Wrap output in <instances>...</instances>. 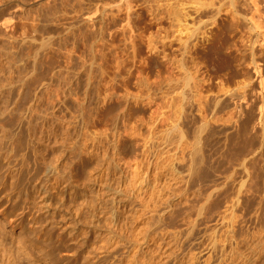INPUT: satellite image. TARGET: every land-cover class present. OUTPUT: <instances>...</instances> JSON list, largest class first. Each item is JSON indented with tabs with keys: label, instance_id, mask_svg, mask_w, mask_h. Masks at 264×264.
<instances>
[{
	"label": "rangeland",
	"instance_id": "374dc122",
	"mask_svg": "<svg viewBox=\"0 0 264 264\" xmlns=\"http://www.w3.org/2000/svg\"><path fill=\"white\" fill-rule=\"evenodd\" d=\"M186 1L0 0V100H38L31 122L44 147L33 146L62 178L51 191L62 204V240L35 236L0 197V237L33 256L22 264H132L135 254L147 264H264V31L244 19L242 0H216L203 21L190 0L197 8L185 6L184 25L201 41L179 52L188 37L174 19ZM230 1L240 6L233 2L237 29ZM209 11H218L217 28ZM222 29L221 48L209 50ZM5 146L19 161L23 148Z\"/></svg>",
	"mask_w": 264,
	"mask_h": 264
},
{
	"label": "bare ground",
	"instance_id": "6f19581e",
	"mask_svg": "<svg viewBox=\"0 0 264 264\" xmlns=\"http://www.w3.org/2000/svg\"><path fill=\"white\" fill-rule=\"evenodd\" d=\"M183 1V0H182ZM185 1V0H184ZM190 0H188V2H187V4L186 3H183V5L184 4H186V5H184V7H178V8H180V10L182 11L183 10V12L185 11L184 10V8H187V7H185V6H188L189 4L188 3H190L189 2ZM194 2H195V0H193ZM192 1V2H193ZM199 1H201V0H199ZM198 0H197V2H195V3H197L196 4V6H198V8L193 4V6H192V4L190 5V6H188V8L189 7H191V9H193V8H197L196 10H195V12H194V14H197L196 15V17L198 18V19H201V21H203L202 20V17H207V15L209 14L208 13V10L206 9L207 7H208V5L211 7H213V4L212 3H216L215 1L216 0H210L208 3L209 4H206V3H203V4H206V5H201L200 4V2H199ZM217 1H219L220 2V0H217ZM239 1V0H238ZM243 1V3L245 4V7L248 9L249 8V10H247V11H249V15L247 16V18H244L245 20H247V22H250L251 24H252V28H254V29H257V30H259V29H262V31H264V26H263V28L261 27L260 28V26H259V22H257V21H255V18H256V16H258L257 14H259L260 15V10H259V3L261 2H258V0H242ZM241 1V2H242ZM218 2V3H219ZM231 3H230V6L234 9V10H231L230 12H229V15L231 16V21H232V26L234 27L235 26V28L236 27H240V25H241V19H239V18H237L236 17V15H237V12H236V9H237V6H239V5H237L236 3H235V1H233L237 6L235 7V5H234V3L232 2V1H230ZM236 2H237V0H236ZM182 3V2H181ZM238 3V2H237ZM243 3H241V4H243ZM180 4V3H179ZM264 4V3H263ZM262 4V6H264ZM182 5V4H181ZM244 6V5H243ZM193 7V8H192ZM205 7V8H204ZM210 7H208V8H210ZM240 7V6H239ZM188 8H187V10H188ZM231 8V9H232ZM190 9V8H189ZM219 9H220V7H219ZM241 9V8H240ZM261 9V8H260ZM221 10V9H220ZM176 11H177V9H176ZM189 11V10H188ZM192 11V10H191ZM212 11V10H211ZM211 11H209L210 12V16H209V18L208 19H210L211 20V23H210V25L211 26H213L214 28H217V21H216V19H215V15L218 13V11H216L217 13L215 14H213V15H211V13H213V12H211ZM238 11V10H237ZM178 12H179V10H178ZM178 12H176V16H175V19H174V21H175V23H177V26L179 27H182L183 29H181V28H179L180 30H179V32L181 33L182 31L184 32L185 31V33H186V37H188V38H186L185 39V41L182 43V45H181V40L182 39H178V41L180 40V42H179V44L177 45V46H179L177 49L179 50V52H181V50H186L187 49V51H188V48H190V47H193V46H195L196 47V45L199 43V41H201V39H199V37H200V34L198 35L197 33H195V31H197L196 29H192V28H190V27H187L186 25H184V23H186L187 25H188V23L186 22V20L187 19H189V17H188V15H187V11H186V13L184 12V13H178ZM193 12H192V15H193ZM184 14V15H183ZM186 14V15H185ZM188 14H190V16H191V13H188ZM245 14V15H246ZM186 16L188 17V18H186ZM184 17L186 18V19H184ZM217 17V16H216ZM246 17V16H245ZM192 19H194V20H196V22H197V19L195 18V16L194 17H191L190 18V20H192ZM206 19V18H205ZM198 21H200V20H198ZM200 21V22H201ZM189 22V21H188ZM200 22H199V24H200ZM190 23V22H189ZM196 24L197 23H194V21L192 22V26L193 25H195L196 26ZM191 25V24H190ZM209 25V24H208ZM203 26H205V25H203ZM177 27V28H178ZM199 27V26H198ZM200 28H201V26H200ZM192 29V30H191ZM198 29V28H197ZM204 29V28H203ZM237 29V28H236ZM198 30H200L201 31V29H198ZM219 30V29H218ZM218 30H215V33L211 36V38H209L208 39V42H210V45H209V43H207L208 44V46L209 47H207L209 50H210V46H212L213 48H215V49H219V48H221V44L222 43H224V42H222V39H223V37H224V35H225V32H223V29H222V31H218ZM262 31H260V32H262ZM197 32H199V31H197ZM211 32H212V30H211ZM259 32V33H260ZM182 34V33H181ZM260 34H262V33H260ZM259 34V35H260ZM263 35V34H262ZM204 36V35H203ZM261 36V35H260ZM192 37H194L193 39H192V42H191V44H190V41H188V39L190 38V40H191V38ZM262 37V36H261ZM204 38V37H203ZM264 38V37H263ZM205 39H207V38H204V40ZM203 40V39H202ZM261 40V39H260ZM263 40V39H262ZM222 42V43H221ZM255 42H257V41H255ZM261 42V41H260ZM201 44H202V42H201ZM204 44V43H203ZM263 44V43H262ZM264 45V44H263ZM262 45V46H263ZM198 46V45H197ZM200 46V45H199ZM202 46V45H201ZM212 49V48H211ZM208 50V51H209ZM214 50V49H213ZM213 50H211L212 52H213ZM253 50V49H252ZM190 51V50H189ZM210 51V52H211ZM183 52V51H182ZM212 52H211V56H212ZM214 52H216V50L214 51ZM219 52H222V50L221 51H217V53H219ZM224 52V51H223ZM222 52V53H223ZM254 52V51H253ZM216 53V54H217ZM215 54V53H214ZM216 54H215V56H216ZM220 54V53H219ZM254 54V53H253ZM209 55H210V53H209ZM208 55V56H209ZM252 55V54H251ZM217 56H219L220 57V55H218L217 54ZM222 56V55H221ZM219 57H218V60H219ZM252 58V60L251 61H253L254 63H256L257 62V60H255V57L254 56H251ZM215 58V57H214ZM210 60L211 59H213V57L212 58H209ZM215 59H217V58H215ZM212 61V60H211ZM193 62V61H192ZM191 62V63H192ZM213 62V61H212ZM179 63V62H178ZM177 63V64H178ZM217 63V62H216ZM252 63V62H251ZM180 64V63H179ZM193 64V63H192ZM184 65V64H183ZM180 66V65H179ZM178 66V67H179ZM193 66V65H192ZM192 66H190L191 68H192ZM194 66H196L195 65V63H194ZM193 66V67H194ZM256 66V65H255ZM260 66V65H259ZM254 67V66H253ZM185 68V67H184ZM191 68L190 69H188L187 71V75L185 74V73H181L182 75H186L185 77H184V79H185V83H184V85H185V87H187L190 91H192L191 93H192V96H193V90H194V88H195V86H193V90H191V88H192V86H191V81H193V77H192V75H191V72L189 71V70H191ZM196 68V67H195ZM256 68V67H255ZM15 70V68H11L10 69V73L12 72V70ZM178 69H180V68H178ZM183 69V68H182ZM258 69H259V67H258ZM260 70V69H259ZM185 72V71H184ZM192 72H194V71H192ZM196 72V71H195ZM198 72V71H197ZM196 74V73H195ZM257 74V73H256ZM260 74V73H259ZM194 75V74H193ZM182 76H180V78H181ZM180 80V79H179ZM195 80V79H194ZM200 80V79H199ZM201 81H202V79H201ZM182 82H179V83H181V85H182ZM194 82V81H193ZM197 82H198V79H197ZM196 82V83H197ZM25 83H27V81H25ZM194 84V85H197V84ZM261 83V82H260ZM205 84V83H204ZM203 84V85H204ZM264 83L262 82V85H263ZM181 85L179 86V87H181ZM209 85V84H208ZM198 86V85H197ZM202 86V85H201ZM211 86V85H210ZM177 87H178V84H177ZM178 87V89H180ZM208 87V86H207ZM187 88H184V89H186V91H184V93L185 92H187ZM203 88V87H202ZM204 88H206V87H204ZM177 89V88H176ZM197 89V88H196ZM210 89V88H209ZM197 90H199V88L197 89ZM180 91V90H179ZM181 91H182V89H181ZM179 93V92H178ZM194 93H196V90H195V92ZM198 93H200L201 94V92L199 91ZM239 93V92H238ZM188 94H190V92H188ZM188 94H185L184 96H185V98L187 97V95ZM180 94H178V97L180 98L181 97V95L179 96ZM198 95V94H197ZM197 95H195V96H197ZM232 95V94H231ZM233 95H234V93H233ZM191 96V95H190ZM201 96V95H200ZM199 96V97H200ZM229 96H230V94H229ZM241 97L242 95H239V94H237V97ZM199 97H197L196 99H198ZM231 98L233 97V96H230ZM236 96L234 95V98H235ZM239 97V98H240ZM244 97H245V94H244ZM179 98H177V99H179ZM189 98H191V97H189ZM189 98H188V100H189ZM193 99H195L194 97H192ZM237 99V100H241V98L240 99ZM242 98H243V96H242ZM187 99V98H186ZM192 99V100H193ZM195 99V100H196ZM233 99V98H232ZM244 99H246V98H244ZM243 99V100H244ZM6 100V99H5ZM0 100V165H6L7 167V169H5V170H3L4 169V167H3V169H2V167L0 166V173H1V171L3 170V172H2V174H0V197H1V199H2V202L4 203V201L5 202H7V203H10V205L12 206L11 208V210H13V211H20L19 212V214L17 213V216H16V214H15V216L18 218V219H20L21 221H24V218L26 217V218H28L27 220H28V225L30 224L31 226V228H29V229H31V231H32V233L36 236H43V237H52V236H54V235H56L58 232V237H59V239H61L62 240V204H61V202H62V200H61V202H60V204L61 205H59L58 203H54V201H56V197H54L53 195H55V194H53L52 195V193H51V191H52V188H54L55 186H58L59 184L61 185V179L62 178H58L57 179V177H55V174L57 173L56 171H57V167H56V165L54 164L56 161H54L53 160V162H52V160L51 159H48V154L46 155V154H44V153H46L45 151H43L42 149L40 150H37V149H35L34 148V142H37L38 144L40 143V142H42V138H39V137H37L36 136V133H35V130H34V127H32L33 125H32V122H31V120H33V115H32V113H33V107L34 106H36V104H38V100H36V99H33V98H29L28 96H25L24 95V97H17V98H11L10 100ZM183 100H184V98H183ZM231 100V99H230ZM234 100V99H233ZM180 101V100H179ZM182 101V100H181ZM190 101H191V99H190ZM232 101V100H231ZM245 101V100H244ZM187 102H189V101H187ZM186 102V103H187ZM243 102V101H242ZM234 103H236V102H234ZM233 103V104H234ZM238 103V102H237ZM240 103V102H239ZM190 104H191V102H190ZM24 105H26L28 108L26 109V111H24V112H19L18 110H17V108L18 107H20V106H24ZM180 104L178 103V106H179ZM184 105V104H183ZM238 105V104H237ZM221 106V105H220ZM223 106H224V103H223ZM231 106V105H230ZM239 106V105H238ZM221 108V107H220ZM234 108V107H233ZM182 109H183V106H182ZM237 111H238V109H237ZM177 112H179V115H177L178 116V121H180V117H181V109H178V111ZM240 112H241V110H240ZM231 113H235V112H231ZM231 113H229V115L231 114ZM236 114V113H235ZM183 115V114H182ZM233 115V114H232ZM235 116V115H234ZM231 117V116H230ZM233 117V116H232ZM184 118V117H183ZM229 118V117H228ZM235 118V117H234ZM231 119V118H230ZM18 122H20L21 124L22 123H24L23 125H21V127L19 126L18 127V129H14L15 127L14 126H16V124L18 123ZM183 122V121H182ZM185 122V121H184ZM236 122H237V120H236ZM19 124V123H18ZM179 125H180V123H179ZM184 125H185V123H184ZM237 126V125H236ZM180 127V126H179ZM184 127V126H183ZM11 128H13L12 130H11ZM181 128V127H180ZM237 128V127H236ZM240 129V128H239ZM238 130V129H237ZM240 131V130H239ZM238 132V131H237ZM42 134V136L44 137V131L41 133ZM179 134V133H178ZM180 136V135H179ZM181 136H182V134H181ZM231 136V135H230ZM232 136H235V135H233L232 134ZM41 137V136H40ZM45 138V137H44ZM231 138V137H230ZM234 138V137H233ZM42 139V140H41ZM236 140H237V138H236ZM234 141V140H233ZM14 145V146H17V145H19V147H22L23 148V150H24V152L22 151V154H20L21 156H20V159H19V161H18V154L16 153V152H14V153H9V152H7V151H5V153H4V148L6 147L5 145ZM41 144V143H40ZM36 145V144H35ZM5 146V147H4ZM40 146H43L42 144L40 145ZM236 146V145H235ZM44 147V146H43ZM41 148V147H40ZM36 150V151H35ZM44 150H46V149H44ZM24 153V154H23ZM47 156V160L45 159L46 158V156ZM55 158V157H54ZM15 163H17V165H20L19 166V168L16 170V173H14L13 171L14 170H12L13 168L11 167V165L12 164H15ZM5 171V172H4ZM57 175V174H56ZM56 178V179H55ZM56 189V188H55ZM58 189V188H57ZM53 193L55 192L54 191V189H53V191H52ZM59 193H57V195H58ZM56 195V196H57ZM61 196V195H60ZM60 198V197H59ZM92 198V197H91ZM91 201L90 202H92L93 203V201H92V199H90ZM89 203V202H88ZM91 203V204H92ZM55 204H58V205H55ZM92 206V205H91ZM92 208H94V206H92ZM88 210H92V209H90V207H89V209ZM12 212V211H11ZM15 213V212H14ZM115 214V213H114ZM114 217H116V216H114ZM25 218V219H26ZM19 220V221H20ZM64 220V219H63ZM26 221V220H25ZM68 221V220H67ZM15 222V221H14ZM73 223H74V221H72ZM76 222H78V221H76ZM92 222V223H91ZM90 222V224H92V226L94 225L93 224V221H91ZM66 223V222H65ZM112 223V222H111ZM114 223V222H113ZM20 224V223H19ZM80 224V223H79ZM78 224V225H79ZM95 225H97V224H95ZM112 225V224H111ZM67 226V225H66ZM80 226V225H79ZM78 226V227H79ZM91 226V227H92ZM99 226V225H98ZM108 226V225H107ZM95 227V226H94ZM114 227V226H113ZM118 227H120V226H118ZM28 228V227H27ZM69 228V227H68ZM77 228V227H76ZM124 228V227H123ZM71 229V228H70ZM80 229V228H79ZM93 229V228H92ZM107 229V228H106ZM109 229V228H108ZM107 229V230H108ZM112 229V228H111ZM117 229H119V231H120V229L121 228H117ZM110 230V229H109ZM113 231H115V229H112ZM112 230L110 231V233H109V239H108V241H106L107 242V244L109 245V243H111L112 241H114L113 240V238L116 236H114V234L112 233ZM1 231V230H0ZM71 231V230H70ZM70 231L68 232V234L70 233ZM99 231V230H98ZM125 231V230H124ZM88 232V231H87ZM118 232V231H117ZM122 232V231H121ZM2 233V232H1ZM76 233H79L78 231L76 232ZM92 233V232H91ZM95 233V232H94ZM107 233H108V231H107ZM106 233V234H107ZM114 233H116V231L114 232ZM3 234V233H2ZM71 235H73V233H70ZM93 234V233H92ZM98 234V233H97ZM97 234L95 233V235L97 236ZM111 234H113V235H111ZM141 234V233H140ZM145 234V233H144ZM45 235V236H44ZM71 235L69 236V237H71ZM78 235H80V234H78ZM82 235V234H81ZM87 235H89V234H87ZM94 235V234H93ZM94 235V236H95ZM142 235V234H141ZM1 236V235H0ZM77 236V235H76ZM99 236V235H98ZM97 236V237H98ZM57 237V236H56ZM80 237V236H79ZM97 237H95V238H97ZM105 237V236H104ZM120 237V236H119ZM142 237V236H141ZM95 238H94V240H95ZM121 238V237H120ZM147 238V237H146ZM91 239V238H90ZM148 239V238H147ZM147 239H145V240H147ZM150 239V238H149ZM74 240V239H73ZM86 240V239H85ZM102 240V239H101ZM107 240V239H106ZM93 241V240H92ZM97 241H98V238H97ZM151 241H153L154 242V238L153 239H151ZM105 242V241H104ZM115 242V241H114ZM117 242V241H116ZM143 242V241H142ZM83 243V242H82ZM81 243V244H82ZM147 243V242H146ZM149 243H150V240H149ZM10 244V243H9ZM78 244V243H77ZM116 244H118V243H115V246H116ZM152 244V243H151ZM24 244H23V242H21L20 240L17 242V246L18 247H15V248H13L14 246H12L11 244H10V246H8L6 243H5V240L3 239V238H1L0 237V264H22V262H24V260H29V258H30V252L29 253H20L23 249H25L26 247L25 246H23ZM80 245V244H79ZM89 245V244H88ZM107 245V246H108ZM138 245H139V243H138ZM146 245V244H145ZM153 245V244H152ZM135 247H136V245H134ZM144 246V245H143ZM151 246V245H150ZM160 246V245H159ZM76 247V246H75ZM80 247V246H79ZM82 247V246H81ZM84 247V246H83ZM88 248H89V246H87ZM117 247H119V246H117ZM121 247V246H120ZM125 247V246H124ZM135 247H133L134 249H135ZM148 247V246H147ZM164 247V246H163ZM161 248L160 250H159V253L160 254H164V248ZM91 248V247H90ZM104 248V247H103ZM108 248H109V246H108ZM111 248V247H110ZM113 248H116V247H113ZM151 248V247H150ZM59 249V248H58ZM140 249V248H139ZM91 250H93V248L91 249ZM110 250H112V249H110ZM114 250V249H113ZM121 250H122V248H121ZM136 250H138V249H136ZM87 251H89V250H87ZM105 251V250H104ZM107 251V250H106ZM105 251V252H106ZM133 251H135V250H133ZM151 251H152V249H151ZM78 252V251H77ZM91 252V251H90ZM110 252V251H109ZM108 252V253H109ZM114 252V251H113ZM116 252H118L117 251V249H116ZM138 253H140V252H143L142 250H140V251H137ZM136 252V253H137ZM157 252H158V250H157ZM89 253V252H88ZM107 253V252H106ZM111 253V252H110ZM137 253V254H138ZM84 254V253H83ZM82 254V257L84 256ZM113 254V253H112ZM116 254V253H115ZM155 254H157L156 253V251H155ZM159 254V255H160ZM108 255H110V254H108ZM134 255V254H133ZM136 255V254H135ZM133 256V262H132V264H147V263H144V261L142 262L141 260L140 261H137L138 259H137V257L136 256ZM140 255V254H139ZM151 255V254H150ZM165 255V254H164ZM36 256V255H35ZM38 256V255H37ZM87 256V255H86ZM105 256V255H104ZM171 256H173V253L169 256V257H171ZM33 256H31V258H32ZM87 257H89V256H87ZM106 257V256H105ZM110 257V256H109ZM155 256H153V257H150V258H154ZM174 258H175V256H173ZM30 258V259H31ZM84 258V257H83ZM91 258V257H90ZM162 258V257H161ZM37 259V258H36ZM82 259V258H81ZM85 259V258H84ZM106 259V258H105ZM137 259V260H136ZM149 259V258H148ZM158 259H159V257H158ZM163 259V258H162ZM161 259V260H162ZM177 259V258H176ZM34 260V259H33ZM38 260V259H37ZM83 260V259H82ZM86 261H87V259H85ZM147 260V259H146ZM157 260V259H156ZM160 260V259H159ZM175 260V259H174ZM178 260V259H177ZM31 261V260H30ZM84 261V260H83ZM148 261V260H147ZM146 261V262H147ZM150 261V260H149ZM153 261V260H152ZM28 262V261H27ZM85 262V261H84ZM154 262V261H153ZM156 262V261H155ZM168 262V261H167ZM167 262H161V261H158V263H154V264H168V263H170L171 261H169L168 263ZM24 263H26V262H24ZM29 263V262H28ZM152 263V262H151ZM150 263V264H151ZM181 263V262H180ZM33 264H35V263H33ZM99 264H100V262H99ZM106 264V263H105ZM122 264V263H121ZM153 264V263H152ZM174 264V263H173Z\"/></svg>",
	"mask_w": 264,
	"mask_h": 264
}]
</instances>
